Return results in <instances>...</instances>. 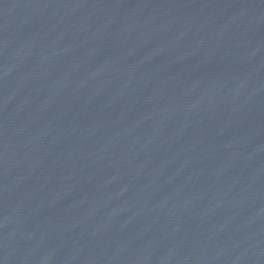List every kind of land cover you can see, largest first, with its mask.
<instances>
[{
    "label": "water",
    "instance_id": "1",
    "mask_svg": "<svg viewBox=\"0 0 264 264\" xmlns=\"http://www.w3.org/2000/svg\"><path fill=\"white\" fill-rule=\"evenodd\" d=\"M0 264H264V0H0Z\"/></svg>",
    "mask_w": 264,
    "mask_h": 264
}]
</instances>
